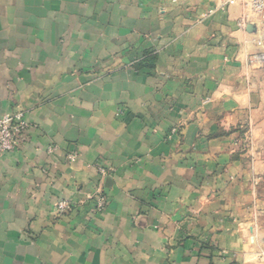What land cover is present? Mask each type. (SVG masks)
<instances>
[{"label": "crops", "instance_id": "0c3cea01", "mask_svg": "<svg viewBox=\"0 0 264 264\" xmlns=\"http://www.w3.org/2000/svg\"><path fill=\"white\" fill-rule=\"evenodd\" d=\"M218 5L0 0V264H264L263 36Z\"/></svg>", "mask_w": 264, "mask_h": 264}, {"label": "built area", "instance_id": "2783aa9c", "mask_svg": "<svg viewBox=\"0 0 264 264\" xmlns=\"http://www.w3.org/2000/svg\"><path fill=\"white\" fill-rule=\"evenodd\" d=\"M237 0H219L218 7L221 9L235 3ZM243 10L237 19V26L239 29L246 30L248 25L254 23L255 19L264 12V0H242ZM250 64H263L264 52H255L248 58ZM29 124L24 117L23 111H14L0 117V156L14 150L19 140L28 131ZM176 129L173 128L170 134H174ZM54 147L49 146L48 151L52 152ZM75 158L74 154H69L68 159L72 161ZM104 172V169H101ZM93 201L92 211L94 213L101 212L106 204V196L97 191L93 197L90 198ZM57 214H65L71 211L72 203L66 199H60L56 205Z\"/></svg>", "mask_w": 264, "mask_h": 264}, {"label": "rangeland", "instance_id": "374dc122", "mask_svg": "<svg viewBox=\"0 0 264 264\" xmlns=\"http://www.w3.org/2000/svg\"><path fill=\"white\" fill-rule=\"evenodd\" d=\"M255 21L256 23H254V26H255L254 33L256 35H261L262 33L263 37L261 38L263 39L258 40V41L260 44L263 45V48H264V34H263L264 33V12L259 17H257ZM261 52H264V51H261ZM263 66H264V63H263ZM256 127H254L252 131L253 133H256L257 136H255V134L253 135V133L251 134L252 136H251L250 145L254 147L252 157H254L256 160H259L262 163L261 173L263 176V180H262L263 182H262L261 190L264 192V120H261L260 125L257 128Z\"/></svg>", "mask_w": 264, "mask_h": 264}, {"label": "water", "instance_id": "95a60500", "mask_svg": "<svg viewBox=\"0 0 264 264\" xmlns=\"http://www.w3.org/2000/svg\"><path fill=\"white\" fill-rule=\"evenodd\" d=\"M255 30V26L253 23L249 24L248 27H247V31L249 32H253Z\"/></svg>", "mask_w": 264, "mask_h": 264}]
</instances>
